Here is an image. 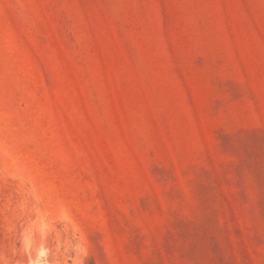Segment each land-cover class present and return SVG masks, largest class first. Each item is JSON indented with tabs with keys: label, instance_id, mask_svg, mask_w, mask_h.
<instances>
[{
	"label": "rangeland",
	"instance_id": "obj_1",
	"mask_svg": "<svg viewBox=\"0 0 264 264\" xmlns=\"http://www.w3.org/2000/svg\"><path fill=\"white\" fill-rule=\"evenodd\" d=\"M0 264H264V0H0Z\"/></svg>",
	"mask_w": 264,
	"mask_h": 264
}]
</instances>
